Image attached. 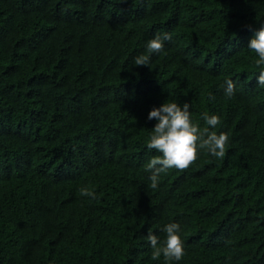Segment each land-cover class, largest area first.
Masks as SVG:
<instances>
[{
    "label": "trees",
    "instance_id": "1",
    "mask_svg": "<svg viewBox=\"0 0 264 264\" xmlns=\"http://www.w3.org/2000/svg\"><path fill=\"white\" fill-rule=\"evenodd\" d=\"M262 22L264 0H0V264H264ZM164 102L229 141L153 189ZM169 223L185 254L153 260Z\"/></svg>",
    "mask_w": 264,
    "mask_h": 264
},
{
    "label": "clouds",
    "instance_id": "2",
    "mask_svg": "<svg viewBox=\"0 0 264 264\" xmlns=\"http://www.w3.org/2000/svg\"><path fill=\"white\" fill-rule=\"evenodd\" d=\"M170 39L168 33L155 35L147 43V52L149 54L162 52L164 41ZM247 47L258 56L256 66H264V22L259 24ZM149 60V55L142 54L135 58L134 63L137 66H147ZM225 83V95L231 98L234 95V83L231 80ZM257 83L264 87V70L257 76ZM209 99L214 100L215 97L210 95ZM189 109L188 102L182 105L164 102L159 107H153L148 113L147 119L157 122L151 131L147 147L160 153L152 157L147 164V169L152 172L149 179L150 187L153 189L158 187L162 172L173 168L179 171L188 169L197 160L200 149H206L211 156L219 159H223L226 154L228 135L223 132L217 135L216 132L209 131V127L215 128L220 123L219 118L216 115L204 114L202 119L209 127L201 129L193 123ZM80 192L82 196L96 198L95 192L87 187L81 188ZM164 232L166 240L162 246H158L159 238L155 234L152 232L147 234L146 238L153 249L151 258L157 260L163 255L165 261H180L185 254L184 244L179 235L180 225L169 223L164 227Z\"/></svg>",
    "mask_w": 264,
    "mask_h": 264
}]
</instances>
